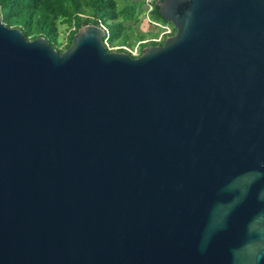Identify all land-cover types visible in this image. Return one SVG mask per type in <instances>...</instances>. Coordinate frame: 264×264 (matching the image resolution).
Returning a JSON list of instances; mask_svg holds the SVG:
<instances>
[{
  "label": "water",
  "instance_id": "1",
  "mask_svg": "<svg viewBox=\"0 0 264 264\" xmlns=\"http://www.w3.org/2000/svg\"><path fill=\"white\" fill-rule=\"evenodd\" d=\"M136 57L0 17V264H264V0H162Z\"/></svg>",
  "mask_w": 264,
  "mask_h": 264
},
{
  "label": "trees",
  "instance_id": "2",
  "mask_svg": "<svg viewBox=\"0 0 264 264\" xmlns=\"http://www.w3.org/2000/svg\"><path fill=\"white\" fill-rule=\"evenodd\" d=\"M160 1L162 0H153L150 14L157 21L170 24L159 13ZM134 6L135 4L131 3L120 5L119 0H0L1 20L5 25L19 28L28 39L43 36L59 52L63 51L58 47L64 43V33H68L67 48L78 28L88 23L105 28L104 41L110 46L133 47V42L129 41L131 36L128 29L131 24H138ZM174 31L173 28L171 34ZM136 40L140 42L139 52L143 46L162 44V41L153 40L142 42L145 37L143 32L138 30ZM106 49L109 50L107 46ZM118 51L127 52L125 49ZM139 52L134 57L138 56Z\"/></svg>",
  "mask_w": 264,
  "mask_h": 264
},
{
  "label": "rangeland",
  "instance_id": "3",
  "mask_svg": "<svg viewBox=\"0 0 264 264\" xmlns=\"http://www.w3.org/2000/svg\"><path fill=\"white\" fill-rule=\"evenodd\" d=\"M119 2H120V5H127L129 3L135 4V6H134L135 8L133 10L135 12V16L138 19V24L136 26L131 24V27L128 29V33L131 36L129 41L133 42L134 45L132 48L129 46H126V48L128 49L126 51L129 52V50H130L131 51L130 53L132 55H137L139 52V48H140V44H139L140 42H137V40H136L137 30L143 32V36L145 37V40H143L142 42L148 41L151 38H153L159 34L158 32L160 31V27H158L157 25L164 24V23H162L161 21H157L153 17L152 14L147 12V4H146L145 0H119ZM152 2H153V0L151 1V3ZM167 25H169L170 28L173 30V27L171 24H167ZM67 34H68L67 32L64 33V43L58 47L59 50L66 49ZM166 37L167 36H164L163 40ZM163 40H162V42H163ZM115 46H120V45L110 46V50H116L115 48L114 49L111 48V47H115ZM143 47H141V49H143ZM139 53H141V51Z\"/></svg>",
  "mask_w": 264,
  "mask_h": 264
},
{
  "label": "built area",
  "instance_id": "4",
  "mask_svg": "<svg viewBox=\"0 0 264 264\" xmlns=\"http://www.w3.org/2000/svg\"><path fill=\"white\" fill-rule=\"evenodd\" d=\"M151 1L152 0H145V2H146V4H147V12L148 13H150V11H151V8H152V3H151ZM0 17H1V12H0ZM156 26V25H155ZM158 27H160V31L158 32L159 34L157 35V36H155V37H153V38H151L150 40H153V41H156V42H159V41H162L163 40V38H164V36H168V35H171V33H172V29L170 28V26L169 25H167V24H159V25H157ZM104 41V40H103ZM104 44H105V46H107L108 47V49L110 50V45L106 42V41H104ZM112 46H114V45H112ZM111 48H115L116 50H118V49H125V50H128L127 48H126V46H115V47H111ZM132 48V47H131ZM128 52V51H127ZM131 51L129 50V53H130ZM131 54V53H130ZM132 55V54H131ZM133 57L135 56V55H132Z\"/></svg>",
  "mask_w": 264,
  "mask_h": 264
}]
</instances>
